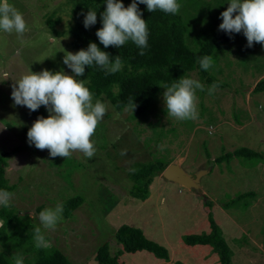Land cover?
<instances>
[{
    "label": "rangeland",
    "instance_id": "rangeland-1",
    "mask_svg": "<svg viewBox=\"0 0 264 264\" xmlns=\"http://www.w3.org/2000/svg\"><path fill=\"white\" fill-rule=\"evenodd\" d=\"M229 2L191 0L187 5L195 10L181 6L187 9L186 14L202 11L200 24L214 31L217 26L204 10L210 6L212 18L220 21ZM9 3L23 14L27 30L22 37L15 31L0 30V155L6 162V185L14 187L8 210L22 213L35 228L41 226L42 210L81 197L83 203L78 209L68 218L62 215L55 230L44 232L48 245L61 251L72 264H96L95 253L104 243L109 244L112 255L118 252L114 234L123 225L141 229L149 240L165 247L169 261L138 252L123 253L118 260L121 264H219L210 247L187 246L182 241L186 235L208 234L207 216L211 212L233 252V264H264V163L255 165L254 161L234 157L228 162H214L240 148L264 154V92L252 93L256 83L264 80V45L248 47L242 32L240 41L215 50L207 72L225 83L226 89L211 95V85H205L196 72L185 75L204 85V91L197 89L195 93L202 114L197 120L167 117L162 95L165 89L137 119H130L126 110L117 113L103 100L107 111L91 137L95 155L88 158L75 151L66 158H53L48 149L29 145L27 133L37 119L26 106L14 104L11 92L15 80L30 70H63L74 75L63 63L65 52H72L71 38L67 34L54 36L46 23L53 16L60 20L55 29L66 31L72 25L70 12L66 0ZM189 45L195 50L201 42ZM96 100L93 98V103ZM233 113L237 120H233ZM154 161L178 164L192 175L200 170L210 172L200 180V194L160 175L142 202L128 192V170L134 163ZM246 192L255 193L247 210L223 208L226 201ZM206 200L212 203L211 209L205 206ZM27 242L35 247L33 239Z\"/></svg>",
    "mask_w": 264,
    "mask_h": 264
},
{
    "label": "trees",
    "instance_id": "trees-1",
    "mask_svg": "<svg viewBox=\"0 0 264 264\" xmlns=\"http://www.w3.org/2000/svg\"><path fill=\"white\" fill-rule=\"evenodd\" d=\"M190 1L178 0V3L180 5L185 4L187 9H191L192 6L187 5L191 4ZM122 2L127 7L132 3V0H122ZM67 5L72 24L68 30L58 32L55 25L60 20L52 18L53 16L46 19V23L54 36L67 34L71 38L70 48L73 53L80 49H87L88 45L94 42L102 51L110 54V59L114 60L117 55H120L122 59L123 68L115 74L106 75L102 68L93 64L86 66L83 76L76 77L80 80H86V87L92 92L94 99L107 100L117 113H123L131 99L136 107L134 112L128 110L130 112L129 118L143 117L158 92L164 89L160 87L162 83L171 85L175 80L192 72H196L205 85L217 83L218 89H226L225 83L201 69L198 60L206 55L212 56L215 50L228 42L240 41L238 38L243 31L229 35L225 31L219 30V25L223 21L212 18L210 6L204 11L217 26L214 31H210V26L200 24V17L203 16L202 11L186 14L187 9L181 6L178 14L165 13L159 9L152 13L147 10L145 4H139V10L143 14L142 18L147 22L149 31L148 47L144 49V55H140L141 49L131 40L126 41L119 48L116 46L105 48L100 43L96 32L102 27L101 13L106 9V0H66ZM192 9L195 10L193 7ZM200 9L196 8V10ZM89 10L97 12V22L90 28H85L84 18ZM195 41L201 42V45L194 50L190 47L189 42ZM261 92H264V80L258 81L252 90V93ZM29 111L36 119L40 116L45 118L48 116L47 109L43 105L36 111L30 109ZM232 118L237 120L236 114L233 113ZM2 155H0V190H7L11 193L14 187L6 185L4 179L6 162ZM233 157L243 161H254L255 165L264 163L263 153L247 148L226 153L215 159L214 162H228ZM168 165L169 162L161 161L132 164L127 174L131 184L129 194L137 200L145 201L148 198L149 187L154 178L160 176ZM254 197V192L238 194L222 206L225 209L234 208L245 211L250 206V200ZM82 203L81 197H73L64 202L62 213L64 218H68ZM205 206L211 209L212 203L206 200ZM22 216V213L8 210V207L0 209V221H2L0 226V264H14L11 258L13 254L22 255L24 264H72L61 251L51 245L39 249L31 247L32 245L30 246L27 241L33 239L34 229L30 230L33 226L29 220L22 218ZM207 219L210 227L208 234L186 235L182 237V241L187 246H208L217 255L219 264H233V252L226 243L211 212H209ZM114 237L121 246V250L112 255L109 244L104 243L95 253L96 264H121L118 260L123 253L134 254L141 251L151 253L157 259L169 261L168 250L149 240L139 228L123 225L117 229ZM237 242L239 243V241ZM173 264L183 263L177 261Z\"/></svg>",
    "mask_w": 264,
    "mask_h": 264
},
{
    "label": "clouds",
    "instance_id": "clouds-1",
    "mask_svg": "<svg viewBox=\"0 0 264 264\" xmlns=\"http://www.w3.org/2000/svg\"><path fill=\"white\" fill-rule=\"evenodd\" d=\"M145 4L149 12L157 9L178 14L181 5L178 0H132L125 7L122 0H106V9L101 13L102 27L97 30L96 36L105 48L109 46L121 47L131 40L141 49L148 47L149 31L147 22L142 18L138 5ZM222 23L219 30L229 35L240 33L246 36L248 47L254 43L264 45V0H230L227 10L221 13ZM97 22V12L89 10L84 18L85 28H90ZM0 30L12 33L15 31L23 36L27 30L23 14L9 0H0ZM63 63L71 69L74 75L63 70L53 72L44 69L40 72L23 74L12 85L11 97L15 105L26 106L31 111L38 110L42 105L47 108L49 116H40L33 122L27 133L29 145H35L39 150L48 149L51 157H69L73 152L80 151L86 157L92 158L96 148L91 137L94 135L99 122L104 118L107 106L97 99L93 103V94L86 87V80H80L85 73L86 66L93 64L105 71V74H115L122 70L123 62L120 55L110 59L108 52L102 51L94 42L87 49L65 52ZM201 69L207 71L212 67L213 58L203 56L198 60ZM163 100L166 105L167 117L180 121L197 120L196 90L204 91V85L193 78L182 76L171 85L162 83ZM219 85L213 83L208 88L211 95ZM136 104L129 100L125 110L134 112ZM122 152L121 155H125ZM13 193L0 190V206H10ZM63 205L55 208H45L39 213L41 226L33 230V240L36 248H46L48 242L44 232L55 230L57 223L62 219ZM14 264H24L22 255L13 254Z\"/></svg>",
    "mask_w": 264,
    "mask_h": 264
},
{
    "label": "water",
    "instance_id": "water-1",
    "mask_svg": "<svg viewBox=\"0 0 264 264\" xmlns=\"http://www.w3.org/2000/svg\"><path fill=\"white\" fill-rule=\"evenodd\" d=\"M209 171L210 169L200 170L192 175L186 173L178 164H169L162 172L161 176L168 182L178 184L187 190L195 191L200 194V180L204 175L208 174Z\"/></svg>",
    "mask_w": 264,
    "mask_h": 264
},
{
    "label": "crops",
    "instance_id": "crops-1",
    "mask_svg": "<svg viewBox=\"0 0 264 264\" xmlns=\"http://www.w3.org/2000/svg\"><path fill=\"white\" fill-rule=\"evenodd\" d=\"M180 186V185H179ZM181 187V186H180ZM184 189H186V188H184ZM187 190V189H186ZM188 191H190V190H188ZM129 226V225H128ZM136 228V227H135ZM120 246V245H119ZM198 246H200V245H198ZM54 247V246H53ZM118 250H121V246H120V249H118ZM141 252H145V251H141ZM138 253V252H137ZM135 254V253H134ZM213 254H215V253H213Z\"/></svg>",
    "mask_w": 264,
    "mask_h": 264
}]
</instances>
